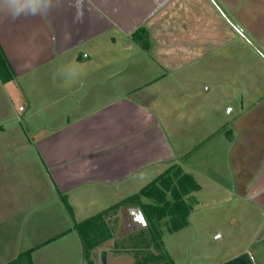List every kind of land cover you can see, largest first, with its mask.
Here are the masks:
<instances>
[{"label":"crops","instance_id":"crops-1","mask_svg":"<svg viewBox=\"0 0 264 264\" xmlns=\"http://www.w3.org/2000/svg\"><path fill=\"white\" fill-rule=\"evenodd\" d=\"M142 28L148 48L134 37ZM116 34L126 48L139 49L149 69L130 60L116 68ZM0 47L14 74L8 82L0 77V227L9 221L18 226L12 250L2 248L6 233H0V255H7L0 264L30 250L34 264L42 247L34 244L31 226L40 216L41 181L34 165H26V154L47 172L54 201L68 205L84 189L152 179L182 165L215 135L207 126L217 123L214 116L202 121L203 128L193 119L200 123L198 144L191 150L174 146L163 110L180 100L184 108L207 106L214 115L223 107L233 117L226 123L233 127L220 130L231 155L234 146L243 151L244 136L259 140L252 170L243 168L249 165L244 152L239 165L245 174L235 190L262 213L263 238L264 0H60L46 15L14 22L0 13ZM249 48L261 66L250 98ZM206 71L214 80L202 89L181 79ZM20 98L24 104L16 112L13 103ZM248 170L255 171L252 179ZM52 243L58 241L46 242ZM218 264L256 262L245 250Z\"/></svg>","mask_w":264,"mask_h":264},{"label":"rangeland","instance_id":"rangeland-1","mask_svg":"<svg viewBox=\"0 0 264 264\" xmlns=\"http://www.w3.org/2000/svg\"><path fill=\"white\" fill-rule=\"evenodd\" d=\"M116 37L119 41L117 34ZM126 47L121 41L116 44V58L119 56L121 58H118L116 68L120 63L123 64L130 60V62L134 61L133 64H137L134 67L149 69L150 64L137 55L140 51L136 46ZM232 47L234 49V46ZM247 51L250 98L251 95L253 97L256 95V92L251 89L256 88L260 83L257 70L259 71L261 66L254 51L251 48ZM181 79L184 80V84L191 80V83L199 86V89L208 86L210 79L214 80L212 76L207 75V71L199 73L196 77L191 75ZM203 100L204 98L201 97V101ZM23 104L21 98L14 101L16 112ZM183 104V100H180L174 104V107L162 109L163 117H167L168 134L174 146L180 145L181 149L191 150L195 148L194 144H198L196 137L200 130L198 128L200 123H194L193 119H199L202 123L203 120L205 122L214 116L217 123L207 124L211 127L210 131L215 129L211 144L207 145L209 141H204L200 151L192 150L181 159L182 165L180 166L195 177L201 188L189 197L193 205L189 226L179 232L163 231L166 252L176 264H218L248 250L254 256L256 264H264V236L262 238V234L258 233L262 213L253 206L240 201L235 190V183L245 174L244 172L240 176L239 165L241 159L244 158V152L249 151L247 159L249 165H243V168L251 169L250 162L253 157L251 154L257 150L259 140L244 136L241 142L243 151L241 149L238 151L240 147L234 146L231 155L229 141L220 134V130L221 127H233L232 124H226L233 117L227 115L223 107L216 108L217 115H214L213 109L207 106L195 109L184 108ZM202 126L205 127V124L202 123L201 128ZM25 161L26 165H34L35 177L37 175V179L41 181L40 216L38 220L33 221L31 226L35 229L34 244H42V247L35 256L34 264H104V256H107V264H135L137 256L134 247L146 238L139 234V229H136L132 218L127 215V207H122L117 212L113 211L112 216L107 219L113 238L91 251L87 258L84 256L80 235L74 227L138 194L161 173H153L152 175L155 176L152 179L144 178L139 182L133 180L113 188L84 189L80 195L72 197L70 205H67L63 201H54L53 189L50 187L47 172L43 167L39 170L37 159L33 162L32 156L26 154ZM251 170L247 171V175H250L252 179L255 171ZM26 174L28 175L27 172ZM143 201L148 200L144 198ZM72 228L76 232L69 234ZM17 230L18 226L15 221H9L7 225L2 224L0 233H6L2 237V241L5 240V243H1L3 249L16 248ZM141 237L143 241L140 240ZM50 240H56L58 243L46 244ZM151 249L156 252L154 246ZM5 254L2 252L0 257H6Z\"/></svg>","mask_w":264,"mask_h":264},{"label":"trees","instance_id":"trees-1","mask_svg":"<svg viewBox=\"0 0 264 264\" xmlns=\"http://www.w3.org/2000/svg\"><path fill=\"white\" fill-rule=\"evenodd\" d=\"M134 37L142 46L148 48V34L144 28L139 29ZM0 77L4 82L11 81L14 77L1 47ZM199 190L200 185L192 174L185 173L180 165H172L138 194L75 225L74 228L82 240L84 256L87 258L91 251L113 238L107 223L113 211L117 212L122 207H139L147 226L138 231L146 239L143 241L141 237L143 242L134 247L137 256L135 264H175L165 250L163 231L178 232L189 225L193 210L189 197ZM144 198L148 201H143ZM64 202L68 205L65 199ZM152 246L156 252L152 251ZM32 252L33 250L22 253L11 264H32Z\"/></svg>","mask_w":264,"mask_h":264},{"label":"clouds","instance_id":"clouds-1","mask_svg":"<svg viewBox=\"0 0 264 264\" xmlns=\"http://www.w3.org/2000/svg\"><path fill=\"white\" fill-rule=\"evenodd\" d=\"M60 0H0V13L14 22L21 16L46 15Z\"/></svg>","mask_w":264,"mask_h":264},{"label":"water","instance_id":"water-1","mask_svg":"<svg viewBox=\"0 0 264 264\" xmlns=\"http://www.w3.org/2000/svg\"><path fill=\"white\" fill-rule=\"evenodd\" d=\"M127 215L133 219L136 225V229L146 228L147 222L142 210L139 207L127 208ZM103 258H104L103 259L104 264H107V260H108L107 256H104Z\"/></svg>","mask_w":264,"mask_h":264},{"label":"flooded vegetation","instance_id":"flooded-vegetation-1","mask_svg":"<svg viewBox=\"0 0 264 264\" xmlns=\"http://www.w3.org/2000/svg\"><path fill=\"white\" fill-rule=\"evenodd\" d=\"M133 220V219H132ZM133 223H134V221H133ZM134 225H135V223H134ZM136 226V225H135Z\"/></svg>","mask_w":264,"mask_h":264},{"label":"built area","instance_id":"built-area-1","mask_svg":"<svg viewBox=\"0 0 264 264\" xmlns=\"http://www.w3.org/2000/svg\"><path fill=\"white\" fill-rule=\"evenodd\" d=\"M21 110H23V108H21Z\"/></svg>","mask_w":264,"mask_h":264}]
</instances>
